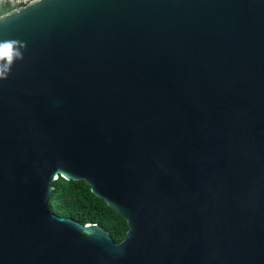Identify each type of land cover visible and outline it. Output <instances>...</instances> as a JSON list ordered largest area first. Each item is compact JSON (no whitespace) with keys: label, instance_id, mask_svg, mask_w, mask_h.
Returning <instances> with one entry per match:
<instances>
[{"label":"water","instance_id":"obj_1","mask_svg":"<svg viewBox=\"0 0 264 264\" xmlns=\"http://www.w3.org/2000/svg\"><path fill=\"white\" fill-rule=\"evenodd\" d=\"M5 45L0 264H264V0H37ZM59 178L124 239L52 213Z\"/></svg>","mask_w":264,"mask_h":264},{"label":"trees","instance_id":"obj_2","mask_svg":"<svg viewBox=\"0 0 264 264\" xmlns=\"http://www.w3.org/2000/svg\"><path fill=\"white\" fill-rule=\"evenodd\" d=\"M10 11V8H3L0 16ZM53 186V194L47 203L52 213L71 218L82 225H99L108 231L115 243L124 239L129 230L127 222L103 200L95 197L85 182L59 178Z\"/></svg>","mask_w":264,"mask_h":264},{"label":"built area","instance_id":"obj_3","mask_svg":"<svg viewBox=\"0 0 264 264\" xmlns=\"http://www.w3.org/2000/svg\"><path fill=\"white\" fill-rule=\"evenodd\" d=\"M34 1H37V0H0V10L7 7V8H10L11 11H14Z\"/></svg>","mask_w":264,"mask_h":264},{"label":"clouds","instance_id":"obj_4","mask_svg":"<svg viewBox=\"0 0 264 264\" xmlns=\"http://www.w3.org/2000/svg\"><path fill=\"white\" fill-rule=\"evenodd\" d=\"M11 47V45H5L2 48H0V57H9V64H11V57L6 55L7 49ZM7 73H8V69L7 68H3L0 69V81L7 79Z\"/></svg>","mask_w":264,"mask_h":264},{"label":"snow or ice","instance_id":"obj_5","mask_svg":"<svg viewBox=\"0 0 264 264\" xmlns=\"http://www.w3.org/2000/svg\"><path fill=\"white\" fill-rule=\"evenodd\" d=\"M6 55L11 56V47L7 49Z\"/></svg>","mask_w":264,"mask_h":264}]
</instances>
